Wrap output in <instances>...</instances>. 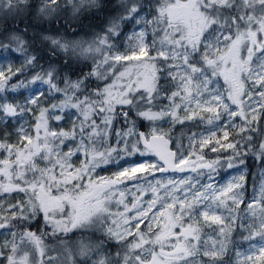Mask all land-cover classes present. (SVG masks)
I'll return each mask as SVG.
<instances>
[{
	"label": "snow or ice",
	"instance_id": "obj_1",
	"mask_svg": "<svg viewBox=\"0 0 264 264\" xmlns=\"http://www.w3.org/2000/svg\"><path fill=\"white\" fill-rule=\"evenodd\" d=\"M0 264H264V0H0Z\"/></svg>",
	"mask_w": 264,
	"mask_h": 264
},
{
	"label": "trees",
	"instance_id": "obj_2",
	"mask_svg": "<svg viewBox=\"0 0 264 264\" xmlns=\"http://www.w3.org/2000/svg\"><path fill=\"white\" fill-rule=\"evenodd\" d=\"M84 23H88V21H85ZM167 130H168V125H167L166 131ZM181 130H182L181 127L178 125L173 131H174V134L178 136L180 134ZM183 131L186 133L187 128H184Z\"/></svg>",
	"mask_w": 264,
	"mask_h": 264
},
{
	"label": "rangeland",
	"instance_id": "obj_3",
	"mask_svg": "<svg viewBox=\"0 0 264 264\" xmlns=\"http://www.w3.org/2000/svg\"><path fill=\"white\" fill-rule=\"evenodd\" d=\"M164 127H165V130L167 129V125H164ZM108 174H110V173H108V172H101V175H108Z\"/></svg>",
	"mask_w": 264,
	"mask_h": 264
}]
</instances>
